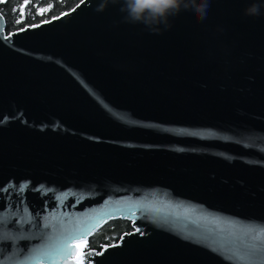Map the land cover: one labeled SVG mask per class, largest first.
Returning <instances> with one entry per match:
<instances>
[{
  "label": "water",
  "instance_id": "obj_1",
  "mask_svg": "<svg viewBox=\"0 0 264 264\" xmlns=\"http://www.w3.org/2000/svg\"><path fill=\"white\" fill-rule=\"evenodd\" d=\"M123 3L9 34L0 14V264H233L259 243L264 7L245 9L264 0H208L159 33ZM116 218L132 231L77 252Z\"/></svg>",
  "mask_w": 264,
  "mask_h": 264
},
{
  "label": "trees",
  "instance_id": "obj_2",
  "mask_svg": "<svg viewBox=\"0 0 264 264\" xmlns=\"http://www.w3.org/2000/svg\"><path fill=\"white\" fill-rule=\"evenodd\" d=\"M81 0H0V14L5 20V32L9 34L26 26L39 24L69 11ZM126 219H111L96 229L86 240L85 249L100 250L115 243L121 235L132 231Z\"/></svg>",
  "mask_w": 264,
  "mask_h": 264
},
{
  "label": "clouds",
  "instance_id": "obj_3",
  "mask_svg": "<svg viewBox=\"0 0 264 264\" xmlns=\"http://www.w3.org/2000/svg\"><path fill=\"white\" fill-rule=\"evenodd\" d=\"M105 7L101 3L97 11ZM264 4L253 3L245 9V15L259 16ZM209 8L208 0H124L121 11L128 23H142L152 32L159 33L160 25L169 27L168 19L181 10H190L199 20L206 19Z\"/></svg>",
  "mask_w": 264,
  "mask_h": 264
},
{
  "label": "snow or ice",
  "instance_id": "obj_4",
  "mask_svg": "<svg viewBox=\"0 0 264 264\" xmlns=\"http://www.w3.org/2000/svg\"><path fill=\"white\" fill-rule=\"evenodd\" d=\"M252 231L255 233L253 239L259 243L249 245L244 252L237 251L234 253L231 257L233 264H255V261L257 260H264V226H261L257 229H252ZM67 247V255H74V248L71 245ZM81 259H83V254Z\"/></svg>",
  "mask_w": 264,
  "mask_h": 264
},
{
  "label": "rangeland",
  "instance_id": "obj_5",
  "mask_svg": "<svg viewBox=\"0 0 264 264\" xmlns=\"http://www.w3.org/2000/svg\"><path fill=\"white\" fill-rule=\"evenodd\" d=\"M84 244H85V240L77 243V252L78 253H83L85 251H89L88 249H85Z\"/></svg>",
  "mask_w": 264,
  "mask_h": 264
}]
</instances>
